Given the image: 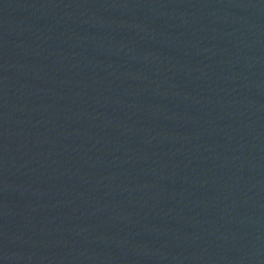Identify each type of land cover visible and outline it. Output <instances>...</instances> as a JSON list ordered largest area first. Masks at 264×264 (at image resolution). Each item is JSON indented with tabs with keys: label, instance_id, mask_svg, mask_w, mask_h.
<instances>
[{
	"label": "water",
	"instance_id": "obj_1",
	"mask_svg": "<svg viewBox=\"0 0 264 264\" xmlns=\"http://www.w3.org/2000/svg\"><path fill=\"white\" fill-rule=\"evenodd\" d=\"M0 264H264V0H0Z\"/></svg>",
	"mask_w": 264,
	"mask_h": 264
}]
</instances>
